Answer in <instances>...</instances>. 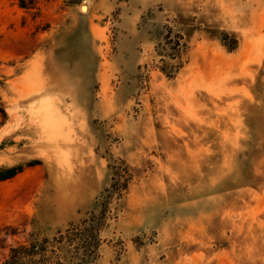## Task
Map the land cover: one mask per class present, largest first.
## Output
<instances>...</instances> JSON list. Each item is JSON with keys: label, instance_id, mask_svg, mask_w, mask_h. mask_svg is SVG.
Instances as JSON below:
<instances>
[{"label": "rangeland", "instance_id": "374dc122", "mask_svg": "<svg viewBox=\"0 0 264 264\" xmlns=\"http://www.w3.org/2000/svg\"><path fill=\"white\" fill-rule=\"evenodd\" d=\"M0 108V264L85 219L110 162L93 264H264V0H0Z\"/></svg>", "mask_w": 264, "mask_h": 264}, {"label": "trees", "instance_id": "16d2710c", "mask_svg": "<svg viewBox=\"0 0 264 264\" xmlns=\"http://www.w3.org/2000/svg\"><path fill=\"white\" fill-rule=\"evenodd\" d=\"M224 45L229 51L237 48ZM166 51L169 57L180 62L183 52L187 49L182 35L172 37V32L166 35ZM181 65L171 67L168 77H173L181 69ZM0 113L6 116L0 108ZM111 183L97 199L96 207L78 224L71 225L64 232L52 239H35L29 244H21L10 249L8 257L2 264H93L98 258L101 245L100 234L110 219V207L119 201L128 190L131 181L129 167L124 162H110ZM21 171L19 169L0 170V183L12 179Z\"/></svg>", "mask_w": 264, "mask_h": 264}]
</instances>
